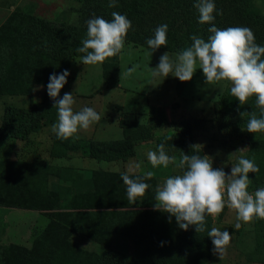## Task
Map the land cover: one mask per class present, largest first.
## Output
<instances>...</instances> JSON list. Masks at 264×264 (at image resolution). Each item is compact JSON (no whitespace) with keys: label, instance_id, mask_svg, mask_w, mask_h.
I'll use <instances>...</instances> for the list:
<instances>
[{"label":"rangeland","instance_id":"rangeland-1","mask_svg":"<svg viewBox=\"0 0 264 264\" xmlns=\"http://www.w3.org/2000/svg\"><path fill=\"white\" fill-rule=\"evenodd\" d=\"M252 1L261 12L264 11V0ZM0 6L2 7L0 8V25L8 16L7 14L12 11L35 16L53 25L76 24L78 21L76 11L78 3L75 0H0ZM147 51H149L148 48L133 46L125 42L123 51L117 55L118 73L114 87L106 84L102 78L100 65H83L81 57H74L68 68L67 84L70 87L74 86L73 96L84 97L86 99L84 102L91 103L90 107L98 113H103L105 119L111 121L116 119L118 127L119 120L131 124L130 126L144 125L150 111L156 113L157 117L165 118V124L154 131L152 142L137 145L133 157L110 162L96 161L88 158L80 150H61L57 154H52L47 147L42 148L43 151L32 158L20 155L12 157L11 153L9 155L0 153L2 161L19 160L54 167L59 173L56 172L47 179V188L53 192L61 189L63 192V189L70 184L69 181L61 180V176L64 175L60 169L63 168L81 174L83 179L95 171L128 173L133 176L131 177L133 179L142 176L147 171L155 173L152 179L144 181L150 187L144 197L139 198L135 204L128 202L127 195L124 193L126 186L123 181H120L121 184L115 188V200L101 201V206H99L101 197L90 195L86 197L87 201L84 200L85 206H78L83 207L84 211L81 216H78L77 222L75 221L77 231L71 234L68 242L75 248L74 254L79 261L94 264V260L91 261L92 256L98 259L100 254L107 251V254L111 256H107L106 260L111 259L112 262H117L116 264H142L137 254L140 255L141 251L147 254L150 248L152 251L160 250L158 251L159 259L166 261V257L170 255V249L181 243L175 235H167V229L177 225L175 217L169 218L168 214L156 210L154 206L156 188L161 186L169 176L181 174V170L174 165H169L166 169L162 166L152 168L147 159V153L150 150L155 151L160 139L175 131L179 123L184 120L195 118L200 121L194 133V144L203 145L201 155L212 158L214 169L223 166L225 173L230 174L231 165L237 163L238 158L244 157L253 160L259 168V173H249L251 184L248 191L254 193L255 187L264 183V133L249 134L246 132L249 115L241 117V113H248L251 98L246 104L240 105L231 96L229 83L222 81L208 85L199 69L190 81L183 83L172 75L164 79L153 78L148 68H156L160 57L165 52L155 51L149 57L146 55ZM169 55L170 57L175 56L174 53H169ZM134 65L140 67L131 77L120 78V73ZM79 81L85 82V86L78 88ZM42 94V88H35L30 95L31 104H39ZM13 99V97L0 96V116H2L4 107L28 106L29 99L26 105H23L25 102L16 105ZM81 106L89 107L86 103ZM53 111L51 121L44 124H50L55 119L57 110ZM220 125L222 128L219 127ZM235 126L239 128V133H241L239 136L233 131ZM169 155H175L178 159L180 157L176 152H169ZM57 159L59 161H56ZM135 163H140L141 169L130 172L129 169ZM70 176L73 175L70 174ZM75 193L77 194V189L73 187L72 192L63 194L69 198ZM63 205L64 201H61V210ZM15 213L17 212L11 208L0 207V247L9 248L12 251L23 253L31 251L36 236L56 222L50 213L18 212L26 213L24 217L17 216ZM110 213L113 215H108ZM117 213L120 214L117 215ZM110 219L117 231L109 230L105 242H101L98 237L97 244L96 241L91 242L89 237L81 236V231L87 235L90 230L94 229L95 222ZM205 219V231L199 233L208 238L209 245L191 257H171L173 264H264V219L254 218L250 223L238 222L236 213L227 207L218 217L206 216ZM236 223L240 224L237 229L235 228ZM66 225L69 226L63 222V226ZM213 227L221 231L227 230L231 235L226 255L220 259L218 255L213 254V244L211 238L208 237V232ZM176 228L179 232H184L178 225ZM117 256L127 258L124 259L125 261H120ZM79 261L72 264H79Z\"/></svg>","mask_w":264,"mask_h":264},{"label":"trees","instance_id":"trees-1","mask_svg":"<svg viewBox=\"0 0 264 264\" xmlns=\"http://www.w3.org/2000/svg\"><path fill=\"white\" fill-rule=\"evenodd\" d=\"M75 1L78 3L76 24L53 25L35 16L12 11L0 25V96L30 97L35 88L40 87L43 90L39 104L32 105L29 98L28 106L25 108L12 106L3 108L0 119V139L23 140L31 132H36L42 124L51 121L53 110L57 109L53 107L55 101L47 95L49 76L59 75L64 70L68 71L72 59L84 55L76 49L82 47V41L87 38V21L94 16L110 21L112 12L125 15L132 24L125 42L142 48H148L146 42L154 37V31L159 25L167 24L168 43L166 47H161L156 51L176 54L191 46L190 37L192 35L200 36L207 41L210 35L208 28L213 24L220 29L236 26L248 27L253 31L256 43L264 46V11L261 12L252 0H213L214 20L212 24L204 25L198 23L199 13L194 7L196 0H116L117 6L113 8L108 7L109 0ZM117 66V56L106 59L100 65V74L106 84L111 87L116 85ZM67 85L66 83L61 89L57 100L62 98L67 91ZM248 113H255L257 118H261V109L257 107L254 96L251 97ZM164 124L165 118L157 117L156 113L150 111L144 125L130 126L131 124L119 120L121 130L119 140L86 141L73 138L61 140L53 135L51 153L57 154L61 151L60 148H64L65 151L80 150L88 158L96 161L126 160L133 157L137 145L151 143L154 131ZM199 124L200 121L195 118L180 122L175 131L160 139L158 146L163 143L170 153L176 152L181 155L183 152L190 155L192 146L195 145L194 133ZM219 127L222 128V125ZM238 129V126H235L233 131L239 136L241 133ZM198 154L201 155V152ZM56 172L54 167L39 163L0 160V207L50 213L56 219L55 223L36 236L31 251L23 253L0 247V264H72L78 262V257L74 254L76 250L68 242L71 234L77 231L75 225L78 216H81L84 211L83 207L78 206H85L84 200L90 195L101 197L99 206H101V201L115 200V188L121 184L123 175V173L95 171L83 179L81 174L63 168L60 169L64 175L61 176V180L69 181L70 184L63 189V192L62 189L53 192L47 188V179ZM131 177L133 176L130 175ZM263 185L264 183L257 185L255 190L262 188ZM73 187L77 189V194L66 198V194L63 193L69 194ZM61 201H64L62 210ZM108 215H113V213ZM63 222L69 226L64 227ZM176 227L177 225L168 228L167 235H175L181 243L170 249V255L166 257V261L159 259L158 251L160 250L152 251L151 248L147 254L143 251L140 255L137 254L139 261L142 264H173L171 257H191L209 245L208 238L197 233L194 227L190 226L184 232H179ZM94 229L90 230L87 235L81 231V236H87L92 240L91 242L96 241L98 244V237L101 242H105L109 230L117 231L112 219L95 222ZM103 253L98 259L92 256L91 261L94 260V264L117 263L112 262L111 259L106 260L107 256H111L107 254V251ZM121 257L120 261H125L124 259L127 258ZM79 264L90 263L81 260Z\"/></svg>","mask_w":264,"mask_h":264},{"label":"clouds","instance_id":"clouds-1","mask_svg":"<svg viewBox=\"0 0 264 264\" xmlns=\"http://www.w3.org/2000/svg\"><path fill=\"white\" fill-rule=\"evenodd\" d=\"M116 6V0H109V8ZM194 7L199 13V24H212L215 11L213 0H196ZM111 17L110 21L95 16L87 21V38L82 41V47L76 49L84 54L81 57L83 65H102L106 59L123 51L127 33L132 28L131 21L118 12H112ZM167 32V24L155 29L154 37L146 42L149 49L146 55L151 57L157 49L166 47ZM208 32L207 41L192 35L191 46L174 57L165 52L156 68H148L151 77L164 79L172 75L183 83L190 81L199 69L208 85L227 82L231 85V96L240 105L246 104L253 96L256 98L261 118H257L255 113L246 112L241 113V117L249 115L246 125L248 133H264V46L256 43L255 35L248 27L220 29L213 24ZM139 67L134 65L120 73V78L131 77ZM68 76L67 70L59 75H50L47 84V95L55 101L53 107L57 109V122L52 125V132L61 140L72 138L80 130H88L101 120V115L91 107L74 112L75 99L71 93L56 99L67 83ZM202 148L203 145H193L191 154L181 152L179 159L169 155L163 143L155 151H148L147 159L152 168L162 166L166 169L174 165L181 170V174L169 176L156 188L155 209L168 214L169 218L175 217L181 230L187 231L189 226H194L197 233L205 231L206 216L218 217L225 207L236 213L238 222L250 223L254 218L264 219V188L254 193L248 191L251 184L249 173L259 171L255 162L240 157L237 163L231 165L230 174H226L223 166L213 168L211 157L198 154ZM140 169L141 164L135 163L129 171ZM154 175V172L147 171L135 179L130 178L128 173L121 176L130 204L144 197L150 187L144 181L152 179ZM208 237L213 244V254L218 255L219 259L223 258L231 241L230 233L213 227Z\"/></svg>","mask_w":264,"mask_h":264},{"label":"crops","instance_id":"crops-1","mask_svg":"<svg viewBox=\"0 0 264 264\" xmlns=\"http://www.w3.org/2000/svg\"><path fill=\"white\" fill-rule=\"evenodd\" d=\"M0 8H2L0 6ZM8 15V14H7ZM7 17V16H6ZM86 84L85 82L79 81L77 83V87H83ZM88 84V83H87ZM67 91L65 93H75L74 86L70 87L67 85ZM13 97L14 104H22L26 105L28 99L30 97L27 96H8ZM75 104L73 105V110L79 111L85 106H81L83 103L89 105L91 103L84 102L86 99L84 97H74ZM85 99V100H84ZM25 108V107H22ZM101 115V120L97 123H94L88 130H80L76 136L72 137L73 139H80V140H92V141H109V140H119L121 139V130L117 126V121L107 120L104 118L103 113H99ZM1 117V116H0ZM1 119V118H0ZM57 122V116L50 124H43L39 130L36 132L30 133L25 139L18 140L14 138L9 139H0V153H11L12 157L15 155L25 156L27 158H32L35 155L39 154L43 151L42 148L47 147L48 150H51L52 147V139L51 137L55 135L52 132V125ZM78 137V138H77ZM60 150H64V148H60ZM14 159V158H13ZM15 161V160H14ZM56 161H59L58 159ZM26 162V161H24ZM33 163V162H32ZM14 210L17 216L24 217L26 213H18V212H35V211H28V210Z\"/></svg>","mask_w":264,"mask_h":264},{"label":"water","instance_id":"water-1","mask_svg":"<svg viewBox=\"0 0 264 264\" xmlns=\"http://www.w3.org/2000/svg\"><path fill=\"white\" fill-rule=\"evenodd\" d=\"M237 225H239V226H237ZM239 227H240V224L239 223H236L235 228L237 229Z\"/></svg>","mask_w":264,"mask_h":264}]
</instances>
